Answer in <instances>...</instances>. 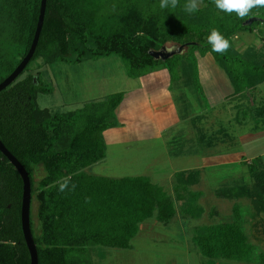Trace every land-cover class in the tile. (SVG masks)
I'll use <instances>...</instances> for the list:
<instances>
[{
  "label": "trees",
  "instance_id": "1",
  "mask_svg": "<svg viewBox=\"0 0 264 264\" xmlns=\"http://www.w3.org/2000/svg\"><path fill=\"white\" fill-rule=\"evenodd\" d=\"M40 1L0 0V83L29 50ZM187 2L178 0L175 8L162 9L160 0H46L29 64L39 58L45 64H80L115 55L130 78L162 67L169 74L170 87L182 83L201 93L197 54H210L228 77L232 98L263 83L264 56L253 46L239 52L233 40L238 33L254 32L264 25V7L254 8L240 19L234 12L218 9L214 0H202L197 11L188 13L184 9ZM253 17L257 20L245 25ZM214 29L230 43L222 55L213 52L207 40ZM167 43L188 44L187 51L164 62L149 56L148 51ZM19 77L0 92V141L30 180V230L38 264H79L90 247L128 249L141 223L154 218L166 224L174 218L171 197L148 178H108L84 171L105 158L102 133L118 126L115 109L121 94L74 111L50 112L38 107L36 96L51 89L41 84L38 75ZM260 111L264 112V106ZM213 137L201 133L202 148H213ZM247 170L256 190L242 179L217 195L235 200L250 196L254 212L264 220V168L254 161ZM67 177L69 187L61 192L59 184ZM199 178L198 170L174 175L176 199L188 194L182 212L192 219L202 215L197 203L200 194L189 190ZM21 199L22 180L0 153V264H30L20 223ZM248 218L250 208L236 201L229 222L197 228L191 241L201 263L264 264V250L249 240Z\"/></svg>",
  "mask_w": 264,
  "mask_h": 264
},
{
  "label": "rangeland",
  "instance_id": "2",
  "mask_svg": "<svg viewBox=\"0 0 264 264\" xmlns=\"http://www.w3.org/2000/svg\"><path fill=\"white\" fill-rule=\"evenodd\" d=\"M166 45L174 44L167 43ZM111 57L123 64L117 56ZM197 57L199 58L200 55L197 54ZM99 62L94 60L80 64L64 62L45 64L44 60L39 58L28 65L27 70L19 79H23L28 74L38 75L41 84L51 89L48 94H37L36 103L40 109H48L50 112L74 111L84 106L82 95L88 93L99 95L96 86L93 88L94 77L99 78L103 69L110 65L108 59L102 63V67L98 65ZM95 67L97 70L93 73L92 68ZM108 69L114 73L115 68L109 67ZM109 83L107 91H112L115 85L113 82ZM168 92L172 102L175 103L180 121L165 131L163 139L152 140L153 142L142 145H110L106 150V159L84 171L91 175L114 178L146 177L153 184L161 187L169 196L172 195L170 197L177 208L178 202L171 186V183L173 184L175 181L174 175L183 169L187 171L189 168H192L191 170L201 169V181L199 180L200 182L195 184V188L204 195L201 204L202 215L195 220L184 219L183 221L178 213L179 216L176 217L175 214L174 218L166 224L159 223L154 218L146 220L139 225L138 233L132 239L130 248H86L84 254L80 256L79 264H202L200 255L191 241L194 231L206 225L229 222L231 207L236 201H240L250 208L246 231L250 242L264 250V220L254 212V204L249 198L250 196L235 200L221 198L217 195V192H225L227 187L242 181V179L247 186L256 190L255 184L248 175L247 165L230 163L204 166L211 163L218 164L223 161V157L230 159L235 155L236 142L231 144L230 140H225V143L231 145L221 148L219 147L221 144L219 136L221 135V126L228 130L231 128V131L236 129V122L235 120L232 122L231 117L237 116V113L229 115L224 110V106L211 108L202 88L201 93H197L192 87L178 83L172 85ZM262 96L264 97V93ZM218 113H220L219 116H214ZM188 114H193L195 117L190 120L187 117ZM230 120L231 124H229ZM210 131H212L216 144L211 150L206 151L200 145L202 143H200L199 137L201 133L209 135ZM125 149L128 151L123 153ZM224 150L226 153L223 157L217 153ZM167 153L170 155L168 156ZM262 161L264 163V157ZM35 208L36 203L34 202V214ZM177 210L180 212L179 206ZM184 246L188 249L183 250ZM216 264L238 263L221 260Z\"/></svg>",
  "mask_w": 264,
  "mask_h": 264
},
{
  "label": "crops",
  "instance_id": "3",
  "mask_svg": "<svg viewBox=\"0 0 264 264\" xmlns=\"http://www.w3.org/2000/svg\"><path fill=\"white\" fill-rule=\"evenodd\" d=\"M233 41L236 50L239 52H243L248 47L253 46L259 54L264 56V25L259 26L254 32L238 33ZM107 59L110 63L109 67H113L115 70L114 73H111L108 66L105 68L103 67L104 71L101 76L99 78L94 77L95 85L93 84V88L96 86L99 95L97 96L93 93L82 95V102L84 105L103 100L113 94L119 93L122 95L121 101L115 109L118 126L107 129L102 133L106 150L110 145H142L147 142H153L152 140L163 139L165 131H168L180 121L176 112L175 103L172 102L168 92L170 89V78L166 69L158 67L142 77L130 78L127 76L126 70L119 60H115V58L111 56L94 60L100 61L98 65L102 67V63ZM97 67L94 69L92 68L93 73H95ZM197 68L200 86L204 89L211 108L215 109L218 106H224V110H226V113L229 115L237 113V116L231 117L232 122L234 120L236 122L235 130L231 131V128L228 130L221 126V144L219 146L222 148L236 142L237 151L235 155L232 158L230 157V159H224L223 155L226 153V150L217 152L222 155L223 161L218 164L211 163L204 166L230 163L250 165L254 161H258L264 168V163L262 161L264 157V112L262 113V111H260V108L264 106V97L262 96L264 93V82L245 95L234 99L232 98L233 88L228 77L215 63L210 54H205L199 58L197 57ZM109 82H113L115 85L112 91H107V87L110 84ZM217 115L219 116L220 113L214 116L217 117ZM187 117L192 120L195 115L188 114ZM229 124H231V120ZM210 134H212V131L209 132V135ZM225 140H230L231 144L225 143ZM211 149L212 148H205L204 150L207 151ZM127 151L128 150L125 149L123 153ZM106 155L107 152L103 160L106 159ZM167 155L169 156L170 154L167 153ZM191 169L192 168H189L188 171L199 170L201 181V169ZM182 171L187 172L185 169ZM171 176L172 174L170 177ZM196 185L191 186L189 190L200 194L197 203L203 213L201 204L204 195L200 190L195 188ZM171 186L174 190L175 181L173 184L171 183ZM173 192L174 195H176V192ZM182 195V200L176 199L180 208V212L177 210L178 206L175 208L176 217L179 216L178 213H180L183 221L184 219L189 221V219L192 218L185 212H182L186 207V203H188L189 197L188 194ZM193 220H195V218ZM180 227L182 228V226ZM187 249L188 248L184 246L183 250Z\"/></svg>",
  "mask_w": 264,
  "mask_h": 264
},
{
  "label": "water",
  "instance_id": "4",
  "mask_svg": "<svg viewBox=\"0 0 264 264\" xmlns=\"http://www.w3.org/2000/svg\"><path fill=\"white\" fill-rule=\"evenodd\" d=\"M45 7L46 0L40 1L39 15L37 19V24L34 32V36L29 47V50L25 57L20 61L17 67L13 70V72L6 77L0 83V92L11 85L24 71L26 66L29 64L32 59L35 49L37 47L39 35L41 32L44 15H45ZM257 20L256 17L249 18L246 20L245 25H250ZM188 44L182 45H163L158 50H150L148 54L155 61L164 62L166 60L171 59L176 55H182L185 53ZM0 153L9 161V163L16 169L21 180H22V199H21V210H20V223L21 230L24 238L25 245L27 247L30 264H38V257L36 247L33 241V237L30 230V202H31V188H30V180L28 174L24 167L17 161V159L4 147V145L0 141Z\"/></svg>",
  "mask_w": 264,
  "mask_h": 264
},
{
  "label": "clouds",
  "instance_id": "5",
  "mask_svg": "<svg viewBox=\"0 0 264 264\" xmlns=\"http://www.w3.org/2000/svg\"><path fill=\"white\" fill-rule=\"evenodd\" d=\"M202 0H188L184 9L188 13H193L198 10ZM214 3L218 9L226 13H235L240 19L248 17L252 9L264 7V0H214ZM178 4V0H160V8H175ZM208 43L211 45L213 52L218 54H224L230 47L229 41L222 36L219 31L212 30L207 37ZM70 177H67L59 184V191L63 192L69 187ZM75 185H72L74 188Z\"/></svg>",
  "mask_w": 264,
  "mask_h": 264
}]
</instances>
